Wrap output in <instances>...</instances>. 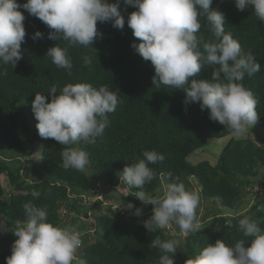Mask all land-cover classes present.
Listing matches in <instances>:
<instances>
[{
	"label": "trees",
	"instance_id": "trees-1",
	"mask_svg": "<svg viewBox=\"0 0 264 264\" xmlns=\"http://www.w3.org/2000/svg\"><path fill=\"white\" fill-rule=\"evenodd\" d=\"M17 2L22 5L26 0ZM108 2L117 3V0ZM210 7L224 14L225 32L231 33L241 44L242 51L251 52L260 64V70L251 76L246 75L242 83L258 100L256 111L260 117L256 124L264 129V22L258 20L251 6L238 10L235 0H213ZM19 10L25 16L26 31L25 40L21 43L22 59L14 68L0 64V73H6L0 74V228L3 223L7 226L3 229L5 231H0V264H6V257L11 255V246L17 239L12 231L27 220L24 203L46 207L48 221L66 227L60 215L63 207L80 216H89L82 194H92L95 184L92 176L108 194L121 191L124 202L141 209V214L152 211L151 204H144L134 196L139 189H130L120 179L124 167L143 158L145 150H155L164 157L163 161L149 165L155 170L156 177L144 186L143 191L153 197L173 177L178 176L189 190L190 181L195 178L205 198L217 199L224 207L237 210V200L246 187L264 185L261 176L264 171V144L253 139H231L216 165L209 160L198 164L188 160L205 147L210 138H223L231 132L209 119V111H202L198 102L185 104L183 90L163 85L157 88L153 84L154 66L131 46L133 42H140L128 26L129 15L136 8L119 0L124 28H114L111 22H97L102 36L91 44L93 49L84 46L69 48L73 63L71 70L56 67L46 55L48 49L57 43L48 38L52 30L23 8ZM199 19L202 27L197 35L209 40L212 37L207 20L204 16ZM36 31L42 32L43 38L33 40ZM59 43L62 47L67 44L65 41ZM85 56L92 57L90 66H85ZM213 70L212 66H206L189 80H211ZM68 83H89L94 87L107 85L118 94L119 102L116 110L107 114L110 124L103 134L90 143L78 142L89 159L84 171L66 170L62 166L64 146L38 134V121L32 111L35 93H44L50 102L52 94L48 91L55 86L59 94ZM21 127L26 134L25 140L18 134ZM26 144L28 152L41 154L40 169L44 171L41 179L31 182L22 175ZM1 175L7 177L9 185L2 182ZM34 192H39V197H34ZM102 203L97 201L95 206ZM261 206L264 207L263 194L247 213L233 217L215 214L210 224L187 235L188 248L180 251L179 255L194 257L217 239H223L229 245L247 239L239 229V220L245 215L264 229V209ZM127 216H98L99 232L93 241L87 243L80 260L86 264H158L161 253L153 247V240L157 237L162 241L175 238L162 228L149 232L135 218ZM175 228L181 232L177 225ZM179 248L178 245L177 250ZM175 253L173 259L177 264Z\"/></svg>",
	"mask_w": 264,
	"mask_h": 264
},
{
	"label": "clouds",
	"instance_id": "clouds-1",
	"mask_svg": "<svg viewBox=\"0 0 264 264\" xmlns=\"http://www.w3.org/2000/svg\"><path fill=\"white\" fill-rule=\"evenodd\" d=\"M133 6L128 26L140 42L132 43L134 50L154 66L153 84L171 89L183 90L184 103H199L201 110L209 111V119L219 122L236 137L243 136L253 127L260 115L256 108L257 98L244 87L245 76L260 70V64L251 53H244L241 44L231 33H226L224 14L211 9L213 0H123ZM238 10L250 6L259 21L264 22V0H235ZM23 8L37 17L49 29L48 38L57 43L46 53L58 68L71 70L72 59L69 48L91 44L102 33L97 22H111L114 28H124V18L117 3L108 0H26L22 5L17 0H0V64L14 68L22 59L21 43L26 31ZM204 16L211 33L209 40L198 37ZM43 38L36 31L33 40ZM59 41L67 42L61 46ZM202 48V50H201ZM85 66L92 64V57H83ZM212 66V79L189 80L201 69ZM6 75V73H0ZM221 74H223L221 78ZM48 93H35L32 111L38 121L36 128L42 138H51L64 146L62 166L84 171L89 164L87 153L78 142L90 143L103 134L110 121L107 114L116 110L118 94L107 85L94 87L89 83H68L57 94L53 86ZM143 158L126 165L120 179L144 204L153 206L152 216L144 221L149 232L165 228L174 223L187 235L199 232L197 217L200 196L186 188L178 176L165 184L161 196L152 197L143 188L156 177L150 164L163 161L162 154L155 150H145ZM34 192V197H39ZM129 208L135 206L131 203ZM26 222L12 231L17 239L11 246V255L6 264H73L74 254L82 245L79 234L66 227H59L48 221L46 207L32 202L23 204ZM136 208L134 215L139 216ZM243 237L234 245L223 239L209 243L198 254L188 258L185 264H264V229L259 223L245 215L239 220ZM0 231H5L0 228ZM248 242V246H245ZM178 241H162L158 237L152 242L161 255L158 264H174L173 254ZM79 264H86L80 260Z\"/></svg>",
	"mask_w": 264,
	"mask_h": 264
},
{
	"label": "rangeland",
	"instance_id": "rangeland-1",
	"mask_svg": "<svg viewBox=\"0 0 264 264\" xmlns=\"http://www.w3.org/2000/svg\"><path fill=\"white\" fill-rule=\"evenodd\" d=\"M19 136L25 140L26 134L23 128L21 127L18 131ZM253 139L260 144H264V129L255 124L252 128L249 127V130L241 137H236L228 135L223 138H210L205 145V147L197 150L194 154H192L188 160L193 164H198L201 161L209 160L213 165H216L219 155L221 154L225 145L231 139ZM27 144L25 147L26 154L23 156V178L27 181H33L41 179L44 175V171L40 169L41 167V154L37 152H28ZM21 155V153H19ZM86 170V168H85ZM261 176L264 178V171L261 173ZM94 184V189L92 194L83 193V202L86 204V210H88L89 216H80L75 211H69L67 208L63 207L60 211V215L62 220L65 222L66 228L74 229L78 234L80 239L82 240V245L76 250L74 254V263L79 264L81 253L83 252L87 243L91 242L96 238V235L99 232L98 226V216L100 215H118L124 214L128 215L127 217L135 218L138 223L144 225V221L148 220L152 214V211H147L145 214H140L139 216L134 215L135 208H129L128 205L130 203L124 202V195L121 191H114L112 194H108L105 189H103L99 182H95V178L92 176ZM1 180L3 183H8L7 177L1 175ZM191 186L190 190L195 191L200 196L199 207L197 209V217L200 224V229L204 228L206 225L211 223V220L215 214H221L224 216L233 217L237 214H244L249 212L252 207L257 203L258 197L263 194L264 195V185L256 184L254 186L246 187L243 195L237 200V210H231L229 208L224 207L221 202L217 199L205 198L202 194V187L200 186L198 180L195 178L190 181ZM164 190V186L160 187L158 191H156V197L162 195ZM127 195V192H124ZM150 196L153 197L152 194ZM103 201L101 205L95 206L97 201ZM133 205V204H132ZM264 209L263 206H261ZM205 219V220H203ZM6 223H3L2 228L4 229ZM168 233V235L172 238H175L178 241V245L180 246L179 250L175 253V259L177 260V264H185L188 258H192L187 255V257H181L179 255L180 251L184 249L187 250L186 245V237L187 235L182 232H177L174 223H170L167 227L162 228Z\"/></svg>",
	"mask_w": 264,
	"mask_h": 264
}]
</instances>
